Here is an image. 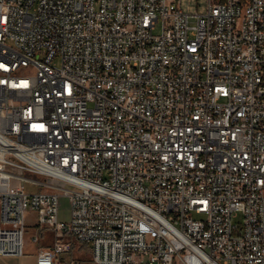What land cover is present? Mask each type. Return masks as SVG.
<instances>
[{"label":"built area","instance_id":"built-area-1","mask_svg":"<svg viewBox=\"0 0 264 264\" xmlns=\"http://www.w3.org/2000/svg\"><path fill=\"white\" fill-rule=\"evenodd\" d=\"M29 210L37 264H264V0H0V256Z\"/></svg>","mask_w":264,"mask_h":264},{"label":"rangeland","instance_id":"rangeland-1","mask_svg":"<svg viewBox=\"0 0 264 264\" xmlns=\"http://www.w3.org/2000/svg\"><path fill=\"white\" fill-rule=\"evenodd\" d=\"M207 6V0H181V8L190 14L202 13L205 11ZM160 31L159 27L155 30V33ZM28 187L27 184H25ZM38 212L36 210H29L27 216V231H26V242L30 243L31 246L28 247L29 254L25 258V263L34 264L35 254L32 253L36 249V246H42V242L33 243L30 239L38 231V222H37ZM70 217V201L67 197L61 198V209H60V220H68ZM235 223L242 222V215L239 214L233 219ZM49 242V241H48ZM27 248V247H26ZM66 258H76L81 264H94L91 261V252L88 245H82L77 242L72 243L71 252L67 253Z\"/></svg>","mask_w":264,"mask_h":264},{"label":"crops","instance_id":"crops-1","mask_svg":"<svg viewBox=\"0 0 264 264\" xmlns=\"http://www.w3.org/2000/svg\"><path fill=\"white\" fill-rule=\"evenodd\" d=\"M27 216H28V214H27ZM40 242L43 243V244H41L42 246H50L52 244V242H53V236L51 237L49 232H44L42 234V238H41ZM29 246H31V244L26 242V244H25V254L22 257L0 256V264H27V263H25L24 260H25V258L27 256V254L30 253L29 250H28ZM39 248H40V246L39 247L36 246V249L32 251V253L35 254V256H36L35 260H34V264H37V252H38ZM91 261H92V259H91Z\"/></svg>","mask_w":264,"mask_h":264},{"label":"trees","instance_id":"trees-1","mask_svg":"<svg viewBox=\"0 0 264 264\" xmlns=\"http://www.w3.org/2000/svg\"><path fill=\"white\" fill-rule=\"evenodd\" d=\"M50 236L52 237V234L50 233Z\"/></svg>","mask_w":264,"mask_h":264}]
</instances>
